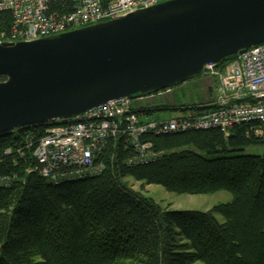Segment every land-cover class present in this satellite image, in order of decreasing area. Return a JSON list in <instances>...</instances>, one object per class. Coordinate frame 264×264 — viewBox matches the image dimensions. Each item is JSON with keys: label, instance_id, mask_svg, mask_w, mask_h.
I'll return each instance as SVG.
<instances>
[{"label": "trees", "instance_id": "1", "mask_svg": "<svg viewBox=\"0 0 264 264\" xmlns=\"http://www.w3.org/2000/svg\"><path fill=\"white\" fill-rule=\"evenodd\" d=\"M11 24V13L0 11V30ZM35 126L0 134V175L16 176L0 187V264H264V152L245 153L264 146V124L239 125L227 136L215 129L148 132L141 140L156 158L134 166L127 162L132 148L110 139L101 172L58 183L28 173L35 159L15 152ZM145 184L189 194L226 190L232 199L207 210L169 209L144 193Z\"/></svg>", "mask_w": 264, "mask_h": 264}, {"label": "water", "instance_id": "2", "mask_svg": "<svg viewBox=\"0 0 264 264\" xmlns=\"http://www.w3.org/2000/svg\"><path fill=\"white\" fill-rule=\"evenodd\" d=\"M264 44V0H163L28 41L0 42V134L168 89Z\"/></svg>", "mask_w": 264, "mask_h": 264}, {"label": "built area", "instance_id": "3", "mask_svg": "<svg viewBox=\"0 0 264 264\" xmlns=\"http://www.w3.org/2000/svg\"><path fill=\"white\" fill-rule=\"evenodd\" d=\"M163 0H0V11H9L12 24L0 30V42L28 41L105 21ZM205 79L214 78L212 107L197 115L169 120H148L130 98L110 100L83 114L55 119L43 131L34 127L24 132L15 152L30 155L37 172L53 183L76 180L101 172V155L110 139H125L135 151L130 166L156 158L145 133L167 134L216 129L224 135L243 124H264V44L248 48L223 66L207 64ZM212 80V79H211ZM144 116V120L142 117ZM11 148L5 154H11ZM15 175H0V187L10 186Z\"/></svg>", "mask_w": 264, "mask_h": 264}, {"label": "rangeland", "instance_id": "4", "mask_svg": "<svg viewBox=\"0 0 264 264\" xmlns=\"http://www.w3.org/2000/svg\"><path fill=\"white\" fill-rule=\"evenodd\" d=\"M213 81L215 83L214 78L205 79L201 73L199 77L192 80L189 79L175 90L168 88L163 91L161 90L150 93L147 96H144V99L140 102L149 107V121L169 120L172 118L184 117L190 114L197 115L200 113H191V110L188 108L182 109L181 105L183 108L188 104H192L194 106L200 105L206 107L207 109L212 100ZM136 98L137 97L131 99ZM206 111H202L201 113ZM142 119H145L144 116ZM263 152L264 146H251L245 150V153L257 154ZM129 183L134 189L140 188V182L129 179ZM143 191L145 194L152 197L154 201L162 206L168 207L169 209L207 210L214 205L230 202L232 199V194L226 190L204 194H189L171 192L162 185L158 184H145L143 185ZM216 217L220 222L224 221L221 214H216Z\"/></svg>", "mask_w": 264, "mask_h": 264}, {"label": "bare ground", "instance_id": "5", "mask_svg": "<svg viewBox=\"0 0 264 264\" xmlns=\"http://www.w3.org/2000/svg\"><path fill=\"white\" fill-rule=\"evenodd\" d=\"M164 90V89H163ZM162 90V91H163ZM165 93V92H164ZM148 94H146V95H142V96H138L136 99H132L133 101H134V106H135V108H136V110L137 111H139V112H141V113H146L145 112V110H148V106H146L145 104H142V102H140L141 100H143L144 98V96H147ZM131 99V98H130ZM136 101H138V102H136ZM104 104V103H103ZM141 104V105H140ZM100 105H102V104H100ZM99 106V105H98ZM142 106V107H141ZM85 113V112H84ZM81 114H83V113H81ZM147 115H148V113H146ZM190 115H192V114H190ZM193 115H196V114H193ZM149 116V115H148ZM69 118H71V117H69ZM40 125V124H39ZM31 126H33V125H29V126H23V127H31ZM35 126V125H34ZM42 126H44V125H42ZM47 126V125H46ZM23 127H19V128H23ZM36 127V126H35ZM38 127V126H37ZM17 129V128H16ZM28 129V128H27ZM30 129H33V128H30ZM29 130V129H28ZM216 130V129H215ZM26 132V131H25ZM220 132V131H219ZM173 133H175V132H173ZM146 134V133H145ZM144 135V134H143ZM142 135V136H143ZM142 136H141V138H142ZM122 141H124V144L125 145H127V146H130L131 147V145H129L128 144V142L125 140V139H122ZM142 141V140H141ZM143 142V141H142ZM132 148V147H131ZM132 151H133V149H132ZM135 151H133V154H132V156L127 160V162H129L133 157H134V155H135ZM86 178V177H85ZM46 179V178H45ZM82 179V178H81Z\"/></svg>", "mask_w": 264, "mask_h": 264}]
</instances>
